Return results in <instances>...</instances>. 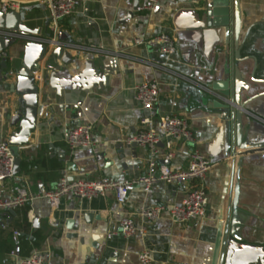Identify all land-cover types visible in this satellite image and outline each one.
<instances>
[{"label":"crops","instance_id":"crops-1","mask_svg":"<svg viewBox=\"0 0 264 264\" xmlns=\"http://www.w3.org/2000/svg\"><path fill=\"white\" fill-rule=\"evenodd\" d=\"M80 1L75 13L60 23L62 41L103 48L106 53L68 50L73 58V64L67 66L69 76L81 74L82 79L70 87H61L58 80L70 77L57 74L58 90L45 85L44 60L38 72L41 80L37 81L41 93L48 96H40L44 115L29 143L20 148L21 172L3 182L5 195L13 196L17 190L25 189L31 197H37L56 190L65 175L74 176L75 180L116 182L145 176L150 160L148 149L125 147V157L120 159L116 147L129 145L128 141L143 129L141 120L145 113L135 100L136 87L157 81L163 95L156 117L187 120L197 142L194 146L177 141L174 158L167 161L169 151L159 132L158 165H169L174 171L186 170L193 148L213 164L205 181L206 215L186 224H174L169 213H165L146 226L145 236L126 239L114 235L123 218H134L140 225L141 208L166 202L181 204L193 185L159 184L148 192L137 186L124 205L117 203L113 192L94 199L67 197L56 210L48 200L37 199L13 210L14 214H0V264H21L35 252L45 257V264H140L143 250L150 251L154 264H212L220 224L229 219L238 241L255 247L238 252V257H244L246 264H264V149L244 152L236 147L237 155L232 156L235 122L230 119L227 123L223 118L217 102L224 97L210 88L223 81L226 71L237 68L244 84V140L249 144L264 142V0H237L238 5L232 10L231 39L223 26L221 6L213 4L210 8L215 0L163 1L152 13L144 11L147 0H138L139 11H134L135 0ZM129 13H133L131 19H127ZM31 19V26L41 30L40 37L53 38L54 26L45 9L36 10ZM141 33L169 34L177 42V53L163 57L149 47H137L135 39ZM24 44L8 53L13 58L9 69L0 68L3 76H9V82H0L2 113L9 100L18 99L10 94L9 84L15 77L9 72L21 65ZM87 63H95L99 71L110 76L109 87H96ZM55 66L63 68L64 64L57 61ZM59 90L64 98L59 96ZM79 125L92 126L97 152L91 148L70 150L65 133ZM0 141L8 138L0 135ZM69 162L75 164L77 172L67 169ZM86 213L99 216L100 220L87 223ZM35 218H39L40 228L33 227ZM50 221H58L60 228L50 225ZM70 221L74 222L71 228ZM15 232L20 233L18 241L14 240ZM39 232L41 240L36 238Z\"/></svg>","mask_w":264,"mask_h":264},{"label":"built area","instance_id":"built-area-1","mask_svg":"<svg viewBox=\"0 0 264 264\" xmlns=\"http://www.w3.org/2000/svg\"><path fill=\"white\" fill-rule=\"evenodd\" d=\"M171 3L179 0H147L144 11L152 13L163 2ZM191 3H199L208 0H187ZM80 0H0V12L20 11L25 6L43 5L49 14L51 24L54 26V36L51 40L35 35H17L0 29V38H14L24 43L44 44L49 43L48 52L54 48L63 47L67 50L77 51L84 54L103 55L106 51L98 47H81L70 44L59 39L60 23L71 17ZM137 47L145 46L157 54L167 57L177 53L176 40L167 33L149 35L141 33L135 39ZM111 55L113 53H107ZM13 61L8 51L0 53V60ZM146 63V62H145ZM13 71L9 72L12 75ZM36 80L40 81L38 73ZM135 100L145 113L141 120L143 129L128 141V144L137 143L148 149L150 160L148 171L145 176L136 180L116 182L107 179L99 180H75L70 181L65 175L58 188L54 191L44 192L40 196L31 197L25 189L17 190L13 196H7L4 192L3 182L15 176V157L12 146L8 141H0V214L7 209L16 210L30 205L37 199L48 200L56 210L60 207L64 198L74 197L78 199H94L109 192H113L119 205H124L131 193L137 186L147 192L159 184H192V189L187 193L181 204L166 202L153 207L141 208L138 217L141 224H137L134 218H123L119 230L114 235L120 234L126 239L147 234V225L156 222L165 213H169L174 224H186L193 219H203L206 215L208 204V192L205 186L206 177L213 168V164L207 160L198 150H192L189 166L183 171H174L169 165H158L159 145L161 143V132L165 137V146L168 149L167 161L174 158L173 147L177 141H184L195 146L196 139L187 120L179 117H156V108L163 95V88L157 81L145 82L136 87ZM47 116V115H46ZM91 125H79L70 128L65 133V140L71 151L83 148H91L95 152V141L93 140ZM19 232L14 233V240L18 241ZM140 264H154L149 250H143L139 255ZM21 264H45V257L38 252L32 253Z\"/></svg>","mask_w":264,"mask_h":264},{"label":"water","instance_id":"water-1","mask_svg":"<svg viewBox=\"0 0 264 264\" xmlns=\"http://www.w3.org/2000/svg\"><path fill=\"white\" fill-rule=\"evenodd\" d=\"M236 3L238 5L237 0H215L210 5V8H213V4L216 7L221 6V14L224 19L223 26L225 27L224 29L229 39H231V34L234 29L232 25V10ZM43 9L47 11L45 6L36 4L32 6H25L18 12H0V29L17 35L41 36V30L34 29L31 26L32 23H34L33 19H31V14L36 10ZM139 10V2L138 0H135L134 11ZM209 15L213 16L211 13ZM132 17L133 13H129L127 19H131ZM47 39L51 40L52 37H47ZM59 39L63 40L64 37L60 34ZM18 43L24 42L18 41L14 38H0V53L15 48ZM48 45L49 43L24 44L21 65L13 71L11 76L15 77V80L13 83L9 84L10 94L17 95L18 99L15 102L9 100L7 110L3 113L0 112V135L7 137L8 142L12 146V152L15 157V175H18L21 172L20 148L29 143L33 132L37 129L39 118L44 115V106L40 104V96H43L45 99H47L48 96L46 94L44 95V92L41 93L35 77V75L42 70V63L44 60L46 59V86L52 85L51 87L58 90L55 87L57 82L56 77L57 74L60 73L70 77V79L65 77L58 80L61 87H70L71 83L79 82V80L82 79L81 74H79V76H75L74 78L69 76L67 66L73 64V58L69 51L63 47H57L48 53ZM47 54L48 56L45 58ZM57 61H62L64 67H56L55 64ZM237 61H239L238 55ZM9 62L10 61L6 59H1V70H8ZM86 66L90 72L89 77L95 81L97 88L104 89L110 86V76L106 75L104 71H99L95 63H87ZM1 72L2 71H0V82H9V76H3ZM210 88L213 92L220 93L221 96L224 97V99H221L222 102H217V108L222 111L223 118L227 120V123L230 119L235 122V139L232 141L230 147L232 156L236 157L237 155L235 150L236 147L241 148L244 152L264 149V142L249 144L244 140L242 116L245 111L241 99L244 84L239 70L234 68V70H231L230 73L226 71L223 81L212 84ZM69 90L76 91L74 88H70ZM58 94L60 97L64 98L62 91L59 90ZM14 111L16 112L14 113ZM228 128L229 125L227 124V133ZM138 146L139 145L137 143H133L131 145H119L116 147L119 158L123 159L125 157V147L135 150ZM62 156V158L65 159V155L62 154ZM102 159H104V155L100 156L98 160L100 161ZM66 167L69 171L77 172V168L72 162L67 163ZM69 180L75 181V177L72 176ZM6 212L11 214L15 213L12 209H7ZM84 220L87 223H91L94 220H100V217H95L91 213H86L84 215ZM50 225L57 227L58 229L60 228L58 221H50ZM68 225L71 228V226L74 225V222L70 221L68 222ZM33 227L35 229L40 228L39 218H35L33 220ZM254 248V246L243 244L238 241L234 225H231L229 219L226 223L220 224L218 235L215 240V252L212 264H246V259H244V257H238V252H245L253 250Z\"/></svg>","mask_w":264,"mask_h":264},{"label":"trees","instance_id":"trees-1","mask_svg":"<svg viewBox=\"0 0 264 264\" xmlns=\"http://www.w3.org/2000/svg\"><path fill=\"white\" fill-rule=\"evenodd\" d=\"M26 218H27V216H26ZM26 220H28V219H26ZM27 223V221L25 222V224ZM36 238L38 239V240H41L42 239V234L39 232V233H37V236H36ZM37 246H39V244L37 243Z\"/></svg>","mask_w":264,"mask_h":264},{"label":"rangeland","instance_id":"rangeland-1","mask_svg":"<svg viewBox=\"0 0 264 264\" xmlns=\"http://www.w3.org/2000/svg\"><path fill=\"white\" fill-rule=\"evenodd\" d=\"M19 45L20 43H18L17 46H15V48L8 50V53L14 52L17 48H19Z\"/></svg>","mask_w":264,"mask_h":264}]
</instances>
